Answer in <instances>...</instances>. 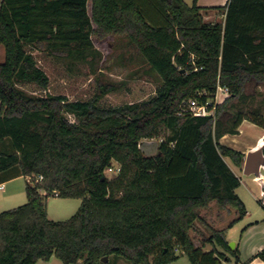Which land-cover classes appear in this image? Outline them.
I'll list each match as a JSON object with an SVG mask.
<instances>
[{
    "label": "trees",
    "instance_id": "obj_1",
    "mask_svg": "<svg viewBox=\"0 0 264 264\" xmlns=\"http://www.w3.org/2000/svg\"><path fill=\"white\" fill-rule=\"evenodd\" d=\"M201 9L196 0L0 1V182L28 177L26 203L0 212V264L51 256L62 264H116L111 257L171 264L177 250L191 264L237 263L224 229L208 228L201 245L190 230L212 202L235 209L236 219L246 213L226 162L241 167L246 155L219 138L237 134L245 115L264 127L245 90L264 84V0H227L215 7L224 13L216 22L204 21ZM108 35L124 36L158 76L153 96L103 106L112 86L100 85L87 100L20 86L48 87L33 51L93 60L100 54L93 36ZM217 83L229 96L213 117L185 109L190 98L211 102ZM155 138H162L158 153L145 156L139 142ZM258 152L264 158V141ZM115 163L118 172L108 178ZM49 195L81 203L68 219L53 220ZM256 257L264 261V248Z\"/></svg>",
    "mask_w": 264,
    "mask_h": 264
},
{
    "label": "rangeland",
    "instance_id": "obj_2",
    "mask_svg": "<svg viewBox=\"0 0 264 264\" xmlns=\"http://www.w3.org/2000/svg\"><path fill=\"white\" fill-rule=\"evenodd\" d=\"M191 4L192 0H185ZM203 20L206 21L205 14ZM217 19L212 17L207 20ZM94 48L99 51V56L93 60L89 57L86 61H67L45 52L33 51V55L43 71L49 78L46 90H42L36 84H21L20 86L27 92L38 95L61 94L67 96L69 100H87L95 94L100 93V85L112 86V90L102 96L100 104L103 106H118L124 103H131L147 99L155 94L159 83L158 76L149 69L142 56L137 50L127 43L124 36L108 35L104 38L93 36ZM91 60V61H90ZM4 61V47L0 45V63ZM256 89V90H254ZM248 93H253L255 104L264 99V84L260 87L248 84L245 89ZM256 92L260 93L259 95ZM72 120L73 117L69 116ZM161 141L162 138H155ZM118 165L115 163L112 170H106L108 178L117 174ZM28 177L19 176L6 183L2 194L12 195V200L8 204L0 207V212L8 210L26 203L25 183ZM81 203L80 198L59 197L49 195L46 198V209L50 219L65 220L75 213ZM201 219L194 223L190 230L195 245H201L203 238L210 234L208 228H225L227 224L237 215L233 208H221L215 202L199 211ZM204 247L210 248L209 244ZM178 258L172 264H191L184 253L176 251ZM111 257L110 262L116 264H130L123 257ZM52 264H62L57 258ZM225 264H231L225 262Z\"/></svg>",
    "mask_w": 264,
    "mask_h": 264
},
{
    "label": "crops",
    "instance_id": "obj_3",
    "mask_svg": "<svg viewBox=\"0 0 264 264\" xmlns=\"http://www.w3.org/2000/svg\"><path fill=\"white\" fill-rule=\"evenodd\" d=\"M226 2L227 0H196L197 5L202 8L201 13L205 14L206 22L222 21L224 13L215 7L224 6ZM212 17H217V19L207 20ZM256 87H260V85H256ZM256 94L259 95L260 93L256 92ZM262 97L260 96V100L256 101L254 105L260 106L264 114V99ZM263 141L264 127L257 125L246 115L238 126L237 134L225 133L219 138L220 144L246 155L245 163L241 167H237L226 160L231 171L239 178L240 184L235 191L243 202L246 213L241 219H236L238 214L235 215L230 221L236 219L232 225L229 226V222L225 228H221L224 229L227 241H232L234 248L238 249L239 259L237 262L240 264H264L263 260L256 257V254L264 248V158L258 152ZM14 178L0 182V186H3L0 190L4 191L6 183ZM11 200L12 195L2 194L0 207L8 204ZM204 249L208 248L205 247ZM54 258L56 257L51 256L49 260H39L37 264H52ZM225 262L235 264L233 259L224 261L223 264Z\"/></svg>",
    "mask_w": 264,
    "mask_h": 264
},
{
    "label": "built area",
    "instance_id": "obj_4",
    "mask_svg": "<svg viewBox=\"0 0 264 264\" xmlns=\"http://www.w3.org/2000/svg\"><path fill=\"white\" fill-rule=\"evenodd\" d=\"M229 96V91L227 87L221 86L219 83H217V87L214 93V97L212 101H206L204 103L198 102L194 98H190L186 101H184L185 109H188L193 115L195 116H214L215 115V107L216 104L222 101L223 98H226ZM108 170H112V168H109ZM118 171V169H117ZM42 177L39 176L38 179H41ZM3 186H0L2 188ZM76 264H80V262H77ZM236 264H240L237 262Z\"/></svg>",
    "mask_w": 264,
    "mask_h": 264
},
{
    "label": "water",
    "instance_id": "obj_5",
    "mask_svg": "<svg viewBox=\"0 0 264 264\" xmlns=\"http://www.w3.org/2000/svg\"><path fill=\"white\" fill-rule=\"evenodd\" d=\"M139 150L145 156H154L159 150V141L156 139H142L138 144ZM231 249L234 248V243L232 241L228 242ZM104 263L108 261V257L102 259Z\"/></svg>",
    "mask_w": 264,
    "mask_h": 264
}]
</instances>
